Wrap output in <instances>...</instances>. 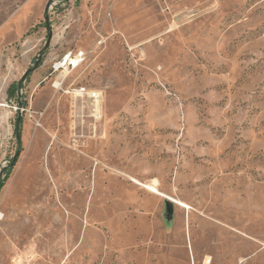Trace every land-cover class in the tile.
Returning <instances> with one entry per match:
<instances>
[{
	"label": "rangeland",
	"instance_id": "rangeland-1",
	"mask_svg": "<svg viewBox=\"0 0 264 264\" xmlns=\"http://www.w3.org/2000/svg\"><path fill=\"white\" fill-rule=\"evenodd\" d=\"M0 103V264H264V0H0Z\"/></svg>",
	"mask_w": 264,
	"mask_h": 264
},
{
	"label": "built area",
	"instance_id": "built-area-1",
	"mask_svg": "<svg viewBox=\"0 0 264 264\" xmlns=\"http://www.w3.org/2000/svg\"><path fill=\"white\" fill-rule=\"evenodd\" d=\"M86 58L83 50H66L52 64V72L57 73L54 85L62 89L67 95L76 101L88 103L93 111L94 117L101 114V92L96 88H91L83 84L71 83L64 88L66 77L73 70L78 68Z\"/></svg>",
	"mask_w": 264,
	"mask_h": 264
},
{
	"label": "trees",
	"instance_id": "trees-1",
	"mask_svg": "<svg viewBox=\"0 0 264 264\" xmlns=\"http://www.w3.org/2000/svg\"><path fill=\"white\" fill-rule=\"evenodd\" d=\"M19 82L11 84L10 87L7 89V93H8L9 98L16 96V91L18 90ZM18 103L21 104L22 107H25V102H23L22 100H18ZM21 121L22 120L20 119L17 122L16 127H15V136H16L17 142H18V149L16 150L15 155L9 160L8 164L0 171V190L3 187V185L5 184L7 178L9 177V175L12 171V168H13L14 164L16 163L18 156L20 154V151H21V147H20Z\"/></svg>",
	"mask_w": 264,
	"mask_h": 264
},
{
	"label": "water",
	"instance_id": "water-1",
	"mask_svg": "<svg viewBox=\"0 0 264 264\" xmlns=\"http://www.w3.org/2000/svg\"><path fill=\"white\" fill-rule=\"evenodd\" d=\"M45 11H46V10H45ZM45 20H46V22H48V17H47V16H45ZM47 27H49L48 24H47ZM49 43H50V38L48 39V41L46 42V44L44 45V47L39 51V53H38V58H37V60H36V62H35V65H34L33 67L27 69V70L24 72L23 76H22L21 79H20V82H19V85H18V89L21 88V83H22V81L28 76V74H29L31 71H33V70H35L36 68H38V66H39V64H40V62H41V58H42L43 52H44V50L49 46ZM19 106H21V104H19ZM19 120H20V118H19V116H18V118H17V122H18Z\"/></svg>",
	"mask_w": 264,
	"mask_h": 264
},
{
	"label": "bare ground",
	"instance_id": "bare-ground-1",
	"mask_svg": "<svg viewBox=\"0 0 264 264\" xmlns=\"http://www.w3.org/2000/svg\"><path fill=\"white\" fill-rule=\"evenodd\" d=\"M0 106H4V104L3 103H0ZM2 217V214L0 213V218Z\"/></svg>",
	"mask_w": 264,
	"mask_h": 264
}]
</instances>
